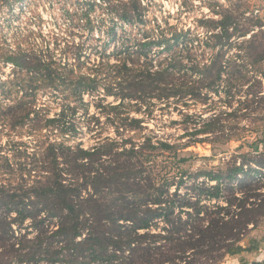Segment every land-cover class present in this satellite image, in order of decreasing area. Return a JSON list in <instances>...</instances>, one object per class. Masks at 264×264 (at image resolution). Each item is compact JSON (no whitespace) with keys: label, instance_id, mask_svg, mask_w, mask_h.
<instances>
[{"label":"trees","instance_id":"16d2710c","mask_svg":"<svg viewBox=\"0 0 264 264\" xmlns=\"http://www.w3.org/2000/svg\"><path fill=\"white\" fill-rule=\"evenodd\" d=\"M108 5L122 23L143 22L140 0L110 1ZM216 14L219 19L201 20L215 40L216 52L208 62L187 59L185 63L174 54L157 64L149 57L151 46L172 50L186 36L175 33L172 43L168 37H147L129 54L130 60L121 59L108 71L109 85L100 83L98 75L75 76L73 69L58 70L56 61L34 52H12L5 61L35 75V84L72 86L80 100L83 93L104 85L105 94L120 101L100 105L115 113L120 135L121 130L143 128V119L121 112L126 104L134 102L142 112L153 100L207 103L210 92L220 94L221 89L235 98L233 90L246 87L239 107L200 119L201 128L194 133L208 136L187 144L205 142L211 136L230 139L236 134L230 118L238 113L250 118L259 115L255 104L264 99V71L259 72L262 78L248 76L246 65L238 59L225 61L226 50L234 46L241 50L243 45L233 44L232 39L236 34L241 38L249 34L246 57L253 64L264 61V22L256 19L252 28L240 30L239 17L232 10ZM236 57H242L241 53ZM66 113L63 109L58 117L50 118L23 101L0 103V122L11 130L26 126L30 119L31 132L75 130L66 121ZM13 144L15 154L26 155L29 163L16 168L0 145V264H218L227 255L241 252V242L264 220V150L260 146L255 147L256 155H241L245 159L241 164L189 176L185 171L175 183L160 182L148 164L154 162L156 152L175 151L178 145L155 143L150 136L140 143L108 138L89 149L38 140L30 152L21 149L23 142ZM185 177L194 180L181 192ZM54 220L56 229H51Z\"/></svg>","mask_w":264,"mask_h":264},{"label":"rangeland","instance_id":"374dc122","mask_svg":"<svg viewBox=\"0 0 264 264\" xmlns=\"http://www.w3.org/2000/svg\"><path fill=\"white\" fill-rule=\"evenodd\" d=\"M110 1L118 3L120 0H0V103L7 105L23 101L26 106L40 109L43 115L50 118L58 117L65 109L66 121L75 125V130L65 132L59 129L31 132V119L26 126L16 130L0 122L1 151L11 159L13 166L20 168L21 163L24 166L29 163L26 155L15 154L14 142L25 143L21 149L31 152L38 140L63 141L89 149L108 138L119 142L131 138L135 143H140L150 136L155 143L167 141L178 145L175 151L156 152L154 162L148 164L160 182L169 180L176 183L185 171L189 176L191 173L225 168L234 162L241 164L245 160L241 155L258 154L256 146L264 150L261 142L264 141V99L260 104H255L259 115L250 118L238 113L230 118L236 126V134L230 139L211 136L210 141L187 144L188 141L194 142L208 136L194 133L195 129L201 128L200 119H208L220 111L231 112L239 107V101L246 97V87L234 89L235 98H229L221 89L220 94L210 92L207 103L192 99L187 100L188 104L185 99H172L170 103L153 100L143 107L142 112L136 110L134 102L132 105L126 104L121 112L143 119V128L121 130L120 135L116 132L119 121L115 119V113L100 106L109 103L116 105L120 101L107 96L104 85L93 93H83L80 100L72 86L61 84L55 88L35 84V75L5 61L12 52H34L45 60L51 58L56 61L54 67L58 70L73 69L75 76L80 73L98 75L102 79L100 83L109 85L108 71L121 59L130 60L129 54L134 53L139 47L138 43L147 37L150 40L161 36L171 39L175 33L186 36L187 40L174 44L172 50H167L166 46H151L149 57L157 64L174 54L183 57L185 63L187 59L202 63L208 62L216 49L213 47L215 40L210 38L201 20L219 19L216 13L229 9L239 17L240 30L252 28L256 19L264 22V0H140L144 5L143 22L131 24L118 21L116 13L110 10ZM249 38V34L244 38L236 34L232 42L242 44L243 48H225V61L238 59L240 64L246 65L244 71L248 76L262 78L259 72L264 71V61L253 64L245 54L244 47ZM173 41L171 39V43ZM239 53L242 57L237 58ZM144 59L145 56L140 59L141 62ZM75 76L71 79H75ZM35 85L41 87L35 90ZM230 101L232 106H229ZM185 179L181 192H185L184 187L194 180L192 177ZM55 223L56 220L51 223V229H56Z\"/></svg>","mask_w":264,"mask_h":264},{"label":"crops","instance_id":"0c3cea01","mask_svg":"<svg viewBox=\"0 0 264 264\" xmlns=\"http://www.w3.org/2000/svg\"><path fill=\"white\" fill-rule=\"evenodd\" d=\"M243 250L235 255H227L218 264H264V220L245 238Z\"/></svg>","mask_w":264,"mask_h":264}]
</instances>
